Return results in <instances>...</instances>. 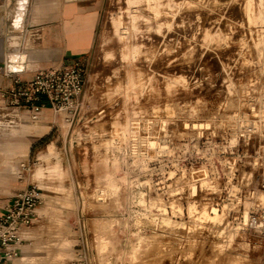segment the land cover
I'll use <instances>...</instances> for the list:
<instances>
[{
    "label": "rangeland",
    "instance_id": "rangeland-1",
    "mask_svg": "<svg viewBox=\"0 0 264 264\" xmlns=\"http://www.w3.org/2000/svg\"><path fill=\"white\" fill-rule=\"evenodd\" d=\"M86 67L81 110L39 143L0 105V216L43 195L9 261L264 264L245 226L264 208V0H105Z\"/></svg>",
    "mask_w": 264,
    "mask_h": 264
},
{
    "label": "crops",
    "instance_id": "crops-1",
    "mask_svg": "<svg viewBox=\"0 0 264 264\" xmlns=\"http://www.w3.org/2000/svg\"><path fill=\"white\" fill-rule=\"evenodd\" d=\"M17 1L0 0V105L4 106H9L10 101L3 94L13 88L17 79L30 82L40 70L61 67L76 60L88 61L96 44L105 0H29L21 36L12 35L8 18ZM51 112V109L42 111L36 121L41 122V126L37 128L20 126L25 142L31 144L35 140L34 145L52 134L56 125L48 122ZM41 128L50 131L37 137L34 133ZM22 138L16 143L20 149ZM9 146L0 154V172L5 171L10 161L8 153L12 152L13 144ZM8 258L7 264H12Z\"/></svg>",
    "mask_w": 264,
    "mask_h": 264
},
{
    "label": "built area",
    "instance_id": "built-area-1",
    "mask_svg": "<svg viewBox=\"0 0 264 264\" xmlns=\"http://www.w3.org/2000/svg\"><path fill=\"white\" fill-rule=\"evenodd\" d=\"M86 68V63L76 60L61 67L40 70L30 82L17 79L3 96L9 99L11 106L30 113L35 121L40 119L44 109H51L56 114L66 113L74 119L82 108ZM42 196L41 190L35 187L22 190L14 195L5 214L0 216V264H7V257L18 254L8 251L9 247L21 242L19 234L33 224ZM245 226L264 239V208L253 214ZM69 264L88 263L77 260Z\"/></svg>",
    "mask_w": 264,
    "mask_h": 264
},
{
    "label": "bare ground",
    "instance_id": "bare-ground-1",
    "mask_svg": "<svg viewBox=\"0 0 264 264\" xmlns=\"http://www.w3.org/2000/svg\"><path fill=\"white\" fill-rule=\"evenodd\" d=\"M28 1L29 0H18L15 3L14 7L12 8L11 12H9L8 14L9 21L11 22L12 35L17 34L21 36L23 24L25 20V15L27 12ZM13 60H16V59H13ZM19 238L20 240L24 239V232L20 233ZM20 243L21 242H17L15 245L10 246L8 251H16L14 247L16 245H21Z\"/></svg>",
    "mask_w": 264,
    "mask_h": 264
},
{
    "label": "water",
    "instance_id": "water-1",
    "mask_svg": "<svg viewBox=\"0 0 264 264\" xmlns=\"http://www.w3.org/2000/svg\"><path fill=\"white\" fill-rule=\"evenodd\" d=\"M16 72H19V71H16ZM12 73V72H11Z\"/></svg>",
    "mask_w": 264,
    "mask_h": 264
}]
</instances>
